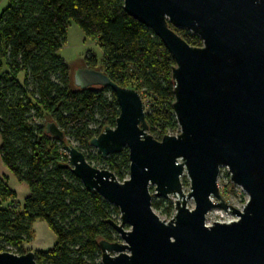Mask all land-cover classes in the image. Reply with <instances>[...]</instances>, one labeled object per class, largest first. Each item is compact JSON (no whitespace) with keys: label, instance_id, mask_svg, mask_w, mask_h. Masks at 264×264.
I'll return each mask as SVG.
<instances>
[{"label":"water","instance_id":"obj_1","mask_svg":"<svg viewBox=\"0 0 264 264\" xmlns=\"http://www.w3.org/2000/svg\"><path fill=\"white\" fill-rule=\"evenodd\" d=\"M123 9L174 62L172 110L179 133L155 140L135 90L72 65L78 90L107 88L119 109L115 127L104 128L89 146L102 158L128 151V177L120 183L73 145L65 147L61 168L119 213L118 223L108 221L118 240L98 242L100 264H264V0H123ZM170 25L196 35L201 47L189 46ZM45 134L64 141L54 123L45 125ZM222 169L248 197L241 211L220 195ZM153 197L174 200L169 221L155 214ZM214 209L236 221L206 226ZM0 264L36 263L28 252L0 253Z\"/></svg>","mask_w":264,"mask_h":264},{"label":"trees","instance_id":"obj_2","mask_svg":"<svg viewBox=\"0 0 264 264\" xmlns=\"http://www.w3.org/2000/svg\"><path fill=\"white\" fill-rule=\"evenodd\" d=\"M71 20L101 51L99 64L87 54L79 68L99 70L115 85L145 95V121L155 140L179 133L172 110L174 62L160 40L124 11L123 0H9L0 16V159L29 195L19 207L0 178V253H28L32 226L44 222L55 242L34 253L36 264H100L98 242L118 240L108 224L118 210L61 168L67 145L74 143L90 165L118 182L128 177L126 149L102 158L89 146L104 128L115 127L119 109L109 89L74 86L72 69L58 56ZM169 27L189 46L201 47L196 35ZM47 123L64 141L45 134ZM151 207L168 216L173 211L164 199Z\"/></svg>","mask_w":264,"mask_h":264},{"label":"rangeland","instance_id":"obj_3","mask_svg":"<svg viewBox=\"0 0 264 264\" xmlns=\"http://www.w3.org/2000/svg\"><path fill=\"white\" fill-rule=\"evenodd\" d=\"M8 5H9V0H0V16ZM86 54L89 55L91 54L97 59L98 64L100 63L101 51L98 46V42L96 40H92L85 37L82 34L81 30L78 28V26L71 20L67 28L65 42L61 47V49L59 50L58 56L65 62L67 66L71 68L72 65L81 64ZM139 96L142 99L144 111L146 112L148 98L145 95H143L141 92L139 93ZM169 136H175V135H169ZM70 145H73L75 147V144L72 142L70 143ZM1 166L3 165L0 159V167ZM93 166H95V168L102 169L100 165H97L95 163L93 164ZM181 184H182L183 194L187 195L189 193V179L186 177L185 174L181 177ZM217 186L220 195L222 196L223 200L226 203H228L230 206H232L233 208L239 211H241L244 208L245 204L248 201V197L239 187L231 185L229 181V175L227 169L221 170L217 180ZM149 191L150 194L153 195L154 193L153 188L149 189ZM17 196H18V201L22 202L23 197L19 193ZM154 200L160 201L161 199H156L153 197L152 201ZM165 200H167L172 205L174 204V200L171 197ZM2 206L5 207L6 205L2 204ZM186 206L188 209L192 210L194 208L193 200L192 199L188 200ZM153 211L160 218V220L162 221L165 220L166 222L169 221L174 215V209L170 216L165 215L161 211H155V210ZM114 219L118 223L119 214ZM233 221H236L235 216H232L231 214L224 212L222 210L214 209L206 216L205 225L210 226L213 223H230ZM37 223H43L45 227L47 226L44 222H37ZM34 227L36 228L35 231L38 239L39 235H41V232L38 231L36 224L34 225Z\"/></svg>","mask_w":264,"mask_h":264},{"label":"crops","instance_id":"obj_4","mask_svg":"<svg viewBox=\"0 0 264 264\" xmlns=\"http://www.w3.org/2000/svg\"><path fill=\"white\" fill-rule=\"evenodd\" d=\"M0 178L5 180L7 187L15 194L16 202L18 203L19 207H21L24 199L29 195L27 186L18 183L9 173V171L4 167V165L0 167ZM18 193L23 197L22 202L18 201ZM35 224L38 228V231L41 232V235H39L38 239L35 231L36 228L34 227ZM35 224L32 226V241L25 246V249L28 252L33 253L51 249L55 242L53 234L47 229V226L45 227L43 223L36 222Z\"/></svg>","mask_w":264,"mask_h":264}]
</instances>
